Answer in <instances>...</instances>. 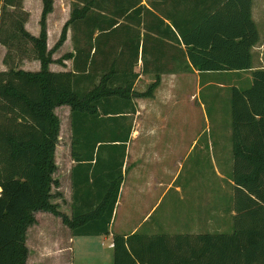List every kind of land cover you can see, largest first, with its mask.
<instances>
[{
    "label": "trees",
    "instance_id": "16d2710c",
    "mask_svg": "<svg viewBox=\"0 0 264 264\" xmlns=\"http://www.w3.org/2000/svg\"><path fill=\"white\" fill-rule=\"evenodd\" d=\"M251 3L228 0L199 15L191 29L172 22L173 32L159 18V0H72L60 38L48 50L46 19L53 1L42 0L40 34L34 37L24 28L23 0H0V44L7 50V69L0 72V264H26V235L37 213L60 218L73 237L109 235L123 181V143L130 134L123 121L132 99L152 97L162 74L251 70V49L259 41ZM68 29L73 53L64 59L72 68L52 72V55ZM15 54H30L40 70L21 69ZM139 62L141 73L155 78L143 93L134 89ZM63 106L70 108L76 163L70 216L52 202V189L59 186L55 109ZM231 118L230 232L114 235L113 264H264V69L251 72L247 89L232 88ZM110 139L120 143L121 161L112 172L98 174L100 148Z\"/></svg>",
    "mask_w": 264,
    "mask_h": 264
},
{
    "label": "rangeland",
    "instance_id": "374dc122",
    "mask_svg": "<svg viewBox=\"0 0 264 264\" xmlns=\"http://www.w3.org/2000/svg\"><path fill=\"white\" fill-rule=\"evenodd\" d=\"M55 1L56 13L53 16L61 19L64 11L67 10L68 1H70L71 8L72 0ZM39 3L41 4V0H39ZM52 6L54 7V4ZM254 16L259 27L261 39L260 45L255 51L254 62L257 63L258 67L264 69V0H255ZM62 50L64 51H55L52 56L58 60L63 59L67 52L65 49ZM28 55L30 54L24 57V55L15 54L13 55V60L21 69L33 70L38 63L35 60L28 59ZM53 65L57 68H62L58 64ZM5 68L7 69L6 66ZM135 71L140 73V78L136 81L134 89L145 92L155 78L152 76L153 74L141 73L140 62ZM212 79V84L197 92L196 87L204 79H195L194 84L192 77H183L181 75L176 83L178 89L175 96L177 98V107L173 110L166 107L163 108L161 116L164 122H159L155 119L150 120L153 127H160L161 133H158L164 136L165 142L150 150L153 154L155 153V159L150 160L148 159L149 155H147L142 160L141 166L137 171L140 174L142 173L144 182L151 176L150 172L155 173V171H158L154 178L157 180L164 179L165 183L169 182V178L163 173L164 168L172 170L174 173L177 172L175 186L180 187L182 192L177 194L174 189L166 190L165 188L156 187H154L156 190L152 194H149L148 189L139 188V190H136L139 187V182H135L134 176H131L126 185L130 187L126 200L123 197L124 204L118 209L116 208L115 223L110 225V231H112L113 236L120 235V232L129 231L136 226L138 228L135 233L138 234L148 236L177 235L174 234L175 232L171 228L174 224L175 227L182 225L183 222L179 219H182L180 217L183 213L185 215L192 213L195 206L202 202L204 187H206V195L209 187L212 190V210H215L213 216H216L219 211V202H221L224 192L226 195L227 193L231 194L233 190L230 184L232 182L230 174L233 165L231 94L232 88L235 87L233 85L238 81L239 77L223 76ZM243 81L240 80V82ZM217 83H221L223 86H217ZM156 89L152 96V99H155L154 101L158 100L156 95L157 93L159 94V87L158 91ZM143 99L152 102L150 100L151 97H143ZM65 110L64 108L58 109L56 113L60 121V140L55 152L56 162L59 166L54 178L58 180L59 186L52 189L54 195L52 201L59 205L62 213L70 216L72 211L70 196L73 190L67 186L65 181L68 175L67 167L69 162L64 157V153L67 152L65 144L69 126L68 114ZM100 119L105 120L103 115H100ZM171 134L176 135L178 138L174 139L173 142L175 147L178 146V151H175L173 155H170L167 150V146L171 145L168 141ZM193 143L194 145L192 146ZM153 147H155V144ZM105 164L107 162H99V171ZM123 173L122 175L125 176V172ZM194 195L195 199H193ZM157 202L158 204L156 205ZM153 206L155 208L147 219L143 221L144 216ZM218 219L213 218L212 232L218 229L227 233L230 232L232 228L230 213L226 218L223 216ZM175 220H177L176 223ZM123 223L124 225H122ZM120 225L122 229H120ZM30 242L32 244L35 243L34 236L30 238ZM110 243L111 238L106 236L73 237L69 263L113 264V250L109 246Z\"/></svg>",
    "mask_w": 264,
    "mask_h": 264
},
{
    "label": "crops",
    "instance_id": "0c3cea01",
    "mask_svg": "<svg viewBox=\"0 0 264 264\" xmlns=\"http://www.w3.org/2000/svg\"><path fill=\"white\" fill-rule=\"evenodd\" d=\"M52 1L54 7L52 12L47 16L46 19V30H47L46 44L48 50H51L56 45V43L60 38L62 28L70 17V1H68L67 10L64 11V14L62 16L63 19L62 18L59 19L56 17L54 18L53 15H55L56 13L55 10L56 1L55 0ZM251 1H252L251 20L253 21L256 27L259 37V41L251 49V55H252L251 70L240 71V72H222V73L221 72L199 73L198 71L193 70L192 72L189 73L162 74L160 75L161 79H160V84L158 86L159 94L157 93L156 95V98L158 99V100L156 99L157 101H154L155 99L154 98L152 99V97L150 99L152 100V102L151 101L149 102V100H145L143 98L132 99V106L130 107L129 110L126 111L127 113L125 115V120L123 121L125 127H130V134L126 140L127 142L123 143L125 147V153H124L121 172L122 173L125 172V176H123V181L120 187L118 201L114 209L112 222H111L112 224L115 223L116 208L118 209L119 207L122 206V204H124L123 197L125 199L128 195V191L130 190V187L126 185L128 179L131 176H134L133 179L135 182H139L138 183L139 187L136 190H139V188L148 189L149 194H152L153 191L156 190V188H165L166 190L174 189L177 194H180L182 192L180 187L175 186V179L177 176V172L174 173L172 170H168L164 168L163 173L169 178V182L165 183L164 179L157 180L156 178H154L158 174V171H155V173L150 172L151 176L149 177V179L146 180V182H144L143 180L142 173L140 174L137 171V169L141 166L142 160L146 158L147 155H149L148 159L150 160L155 159L154 158L155 153L153 154L150 150L156 148L158 144L165 142L164 136L160 134L161 133L160 127L159 128L157 126L153 127L152 123H150V120L155 119L156 121L164 122L163 117L161 116V111L163 110V108L166 107L167 109L173 110L174 108L177 107L178 105L176 103L177 98L175 97L176 93L178 92L177 84H176L177 79L181 75H183V77L184 76L192 77V81L194 84H195V79H199V80L204 79V81L200 82L199 86L196 87L197 92L201 91L203 88L212 84L211 80H213L212 78L215 77L220 78L223 76H238L239 77L238 81L233 85L238 89H247L251 85V72L261 68L258 67L256 62H254L255 51L258 49L261 39H260L259 27L254 16L255 0H251ZM226 2H228V0H159V18L163 20L165 24L164 28L166 27V25H168L170 26L171 31L173 32L176 31L174 27L171 25L172 22L178 23L182 30L185 29L188 30L194 26L193 22L196 20V18L199 15L200 16H203L205 14L208 15L209 13H212L214 10L216 11V9L218 8L221 9ZM42 7H43L42 0H41V4L39 3V0H23V9L26 13L29 14V18L25 23L24 28L30 35L34 37H38L40 34L39 20L42 13ZM169 36H171V34ZM71 37H72L71 30L68 29L66 39L63 45L57 50L64 51L62 49H65L67 54L73 53ZM167 42L170 43V41ZM6 52H7L6 48L2 44H0V72L6 71L5 65L3 64V60L6 55ZM52 59L55 61V63L53 64L56 65L58 64L62 68H57L55 65L51 64L49 65L50 71L65 72L71 70L72 62L70 60H65L64 57L63 59L58 60L53 56ZM59 61H61V63ZM170 61L173 62L172 59H170ZM36 62L38 64L35 69L26 70V71H32V72L39 71L40 64L38 61ZM148 75H152V74H148ZM240 80H244V81L240 82ZM217 86H223V85L221 83H217ZM135 91L137 93H143V91H139V90H135ZM63 108L66 109L65 111L67 112L69 119L67 141L65 144L67 146V152L64 153V157H66L67 161H69L67 167L68 175L65 181L67 186H69L70 189L72 190L71 172L72 169L76 166V163L75 161H73L71 157L72 129L70 122V108L67 106L59 107L55 109V114L57 113L58 109H63ZM98 120H100V118H98ZM77 138L82 140L80 136H78ZM174 139H178L177 136L174 134H171L170 138H168V141L170 142L171 145L167 146V150L170 155H173L175 151L176 152L178 151V146L175 147L173 145ZM105 141L106 143H103V145L100 148L98 161L99 162L104 161L107 162V164L103 165L102 168H100L98 174L102 172L104 173L112 172V170L116 169L117 163L121 161V155L119 156L121 151V148L119 147H121V145H118L120 143L119 142L111 143L110 141H113L112 139ZM194 143L192 144V146L194 145ZM154 144L155 147H153ZM98 146L99 145H97L93 153L94 159L96 158ZM55 162H56V153H55ZM56 165L58 168L59 165L57 164V162ZM92 166H94V162ZM143 184L145 185V188ZM230 184L232 185L231 187L232 189L233 188L232 182H230ZM70 197L72 201V194ZM193 199H195V195L193 196ZM232 199H233V190L230 195L229 193H227L226 195L224 192L221 202L218 201L219 211L216 214V216H213V212L215 210H212V202H213L212 190L211 187H209L206 195V187H204V195L202 202H199L198 205L195 206L194 211L192 213L187 215L183 213V215L180 217L182 219H179L181 222H183V224L178 227H175L174 224L171 230H173L175 232L174 234L177 235H185V234L201 235V234L212 233L213 218L218 219L219 217H223V216L224 218H226L227 215L230 213L232 220V216L234 215L232 208L233 205ZM158 202L156 203V205L158 204ZM154 208L155 207L153 206L146 213V215L143 218V221L147 219V217L151 214ZM59 210L61 211V208ZM66 215L68 216V214ZM36 220L37 223L28 229L26 235V245L29 250L26 264H71L69 263L70 260L69 253L71 252V243L73 236L71 235L70 229L65 224L62 223L60 218L55 217L49 213H37ZM124 220L126 219L124 218ZM176 221L177 220H175V223ZM122 225H124V223ZM119 227L120 229H122L121 225ZM137 228L138 227L136 226L129 231L120 232V235L126 237L131 234H134ZM217 231L222 232L220 231V229H218ZM33 236L35 238V243L32 244L30 242V238ZM106 237L111 238V243L109 246L112 249V237H113L112 231H110L109 235Z\"/></svg>",
    "mask_w": 264,
    "mask_h": 264
}]
</instances>
